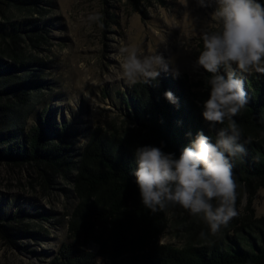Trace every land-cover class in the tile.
Here are the masks:
<instances>
[{"label": "rangeland", "instance_id": "374dc122", "mask_svg": "<svg viewBox=\"0 0 264 264\" xmlns=\"http://www.w3.org/2000/svg\"><path fill=\"white\" fill-rule=\"evenodd\" d=\"M6 1L0 0V57L8 63L14 54L26 58L28 67L21 73L39 82L23 123L37 125L38 114L51 110L53 121L67 127L74 161L96 127L123 123L118 93L134 84L122 75L121 47L162 54L171 61L165 73L178 70L191 82H203L199 89L210 93L206 80L211 74L197 61L203 32L221 28L213 17L215 0H206V7L198 0H38L12 2V7ZM257 2L264 5V0ZM96 14L102 28L89 20ZM9 24L6 33L3 27ZM220 72L226 75L223 68ZM73 175L44 165L0 162V211L7 215L0 220V264H47L57 254L68 240V221L77 204ZM238 186V215L220 234L212 236L201 219L176 206L166 210L160 244L181 248L250 224L264 229V181ZM86 250L97 253L98 247L89 244ZM97 264L105 262L98 257Z\"/></svg>", "mask_w": 264, "mask_h": 264}, {"label": "trees", "instance_id": "16d2710c", "mask_svg": "<svg viewBox=\"0 0 264 264\" xmlns=\"http://www.w3.org/2000/svg\"><path fill=\"white\" fill-rule=\"evenodd\" d=\"M23 1L38 0L6 2L12 7L10 3ZM3 28L12 29L10 24ZM5 40L2 35L1 42ZM9 59L13 63L0 57V162L74 173L77 204L69 217L68 240L47 264H97L98 257L105 264H264V229L258 225L224 232L206 244L175 248L160 244L166 211L153 214L142 204L133 174L138 147H159L179 158L200 133L215 141L216 133L202 115L210 96L199 89L203 82L164 71L155 81L139 80L118 93L122 125L96 127L74 161L67 127L53 121L51 110L43 109L37 125L25 127L31 92L39 82L21 73L28 67L26 58L14 54ZM236 75L244 81L249 103L234 118L246 151L233 161V173L238 185L249 186L264 181V74ZM166 92L178 103L167 100ZM0 213V220L7 216ZM89 244L97 245V253L86 250Z\"/></svg>", "mask_w": 264, "mask_h": 264}, {"label": "clouds", "instance_id": "9594fccd", "mask_svg": "<svg viewBox=\"0 0 264 264\" xmlns=\"http://www.w3.org/2000/svg\"><path fill=\"white\" fill-rule=\"evenodd\" d=\"M218 31L203 32V50L198 65L211 74L206 80L210 96L203 103V118L216 139L197 135L179 158L159 147L143 146L135 150L134 171L143 206L151 213L179 206L190 216L201 219L212 236L221 233L238 215V184L233 161L245 153L242 131L234 119L249 103L240 72L264 74V5L257 0H215ZM206 7V0H198ZM90 21L103 27L99 14ZM119 63L130 84L140 79L155 81L161 71H169L171 61L162 54H144L139 49L121 47ZM235 65V68L233 67ZM223 68L225 74H221ZM174 76H179L178 70ZM165 97L178 103L172 92ZM227 125L226 127L224 125ZM220 125L221 127H217ZM206 233L201 238L207 239Z\"/></svg>", "mask_w": 264, "mask_h": 264}]
</instances>
